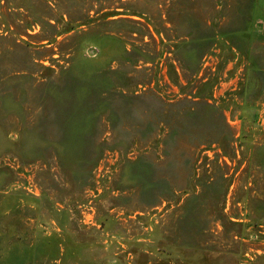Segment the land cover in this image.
Returning a JSON list of instances; mask_svg holds the SVG:
<instances>
[{"label": "rangeland", "instance_id": "rangeland-1", "mask_svg": "<svg viewBox=\"0 0 264 264\" xmlns=\"http://www.w3.org/2000/svg\"><path fill=\"white\" fill-rule=\"evenodd\" d=\"M0 264H264V0H0Z\"/></svg>", "mask_w": 264, "mask_h": 264}]
</instances>
